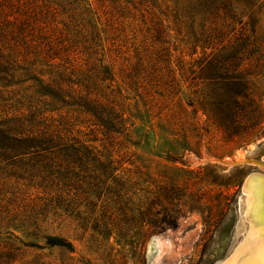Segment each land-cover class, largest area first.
Wrapping results in <instances>:
<instances>
[{
  "label": "rangeland",
  "instance_id": "rangeland-1",
  "mask_svg": "<svg viewBox=\"0 0 264 264\" xmlns=\"http://www.w3.org/2000/svg\"><path fill=\"white\" fill-rule=\"evenodd\" d=\"M131 1L128 9L124 0L85 2L100 20L112 73L106 91L124 110V128L106 136L73 115V136L100 162L71 188L69 212L57 207L51 187L13 177L25 166L2 161L0 152V264H224L247 237L246 184L254 174L264 180V0L234 6L239 40L221 55L195 50L187 28L177 27L182 0ZM156 19L165 43L154 37ZM233 54V74L246 83L238 132L204 112L215 88L200 66ZM166 60L178 81L174 93L157 83ZM19 99L0 100V117L26 114L28 103ZM163 218L169 224L161 230ZM48 237L72 250L49 246Z\"/></svg>",
  "mask_w": 264,
  "mask_h": 264
},
{
  "label": "trees",
  "instance_id": "trees-1",
  "mask_svg": "<svg viewBox=\"0 0 264 264\" xmlns=\"http://www.w3.org/2000/svg\"><path fill=\"white\" fill-rule=\"evenodd\" d=\"M85 2L0 0V100L17 95L20 103H28L26 114L0 117V152L5 155L2 161L22 163L24 172L11 173L13 177L35 181L40 188L51 187L58 192L57 207L66 212L70 209L71 188L81 187L88 165L100 162L86 141L73 136V115H83L110 137L126 122L121 105L107 94L109 86L105 84L112 80V73L102 58L100 20ZM140 2L145 6V0ZM261 2L182 0L184 5L175 6L174 20L180 29L182 25L187 28L195 50L212 49L221 55L235 48L233 42L239 40L234 6L254 7ZM124 3L122 9H128L127 4L133 1ZM152 30L156 41L166 42V29L160 19L154 21ZM160 53L168 54L166 48ZM235 60L236 54L225 59L215 57L200 66L202 73H208L204 79L215 88V98L209 107H203L204 112L238 132L234 126L237 99L246 97V83L233 74L238 66ZM162 64L167 75L157 83L174 93L178 81L168 60ZM151 224L156 226L155 222ZM160 224L157 226L164 230L162 224L169 223L163 218ZM47 243L72 250V245L60 238L48 237Z\"/></svg>",
  "mask_w": 264,
  "mask_h": 264
},
{
  "label": "bare ground",
  "instance_id": "bare-ground-1",
  "mask_svg": "<svg viewBox=\"0 0 264 264\" xmlns=\"http://www.w3.org/2000/svg\"><path fill=\"white\" fill-rule=\"evenodd\" d=\"M241 153L240 160H245ZM248 233L232 258L224 264H264V180L254 174L246 184Z\"/></svg>",
  "mask_w": 264,
  "mask_h": 264
}]
</instances>
